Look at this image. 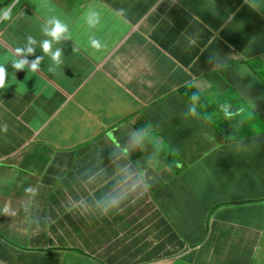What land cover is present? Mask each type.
Here are the masks:
<instances>
[{
	"label": "crops",
	"instance_id": "obj_1",
	"mask_svg": "<svg viewBox=\"0 0 264 264\" xmlns=\"http://www.w3.org/2000/svg\"><path fill=\"white\" fill-rule=\"evenodd\" d=\"M37 1L0 0V264H264V0Z\"/></svg>",
	"mask_w": 264,
	"mask_h": 264
},
{
	"label": "clouds",
	"instance_id": "obj_2",
	"mask_svg": "<svg viewBox=\"0 0 264 264\" xmlns=\"http://www.w3.org/2000/svg\"><path fill=\"white\" fill-rule=\"evenodd\" d=\"M84 20L89 27H95V25L99 23V14L95 10H88L84 13ZM40 30L41 33L47 37V39H43L39 42L41 53L49 55L51 61L58 65L61 62V52L59 48L53 49L52 44L61 39H67V24L56 16H50L44 20ZM36 43L37 41L32 36H27L23 47H15L13 49L14 56L11 63L13 69L17 71L24 70L27 66L29 71H34L39 68L41 56H37L31 61L27 59V56L35 51L34 45ZM88 44L93 49H100L103 47L101 41L96 38L95 35L88 36ZM5 75V68L3 65H0V88L5 85ZM190 99L193 102L196 101V94H192ZM189 110L194 111L191 107ZM118 203L119 201L116 198H108L100 209L101 214L107 215L118 206Z\"/></svg>",
	"mask_w": 264,
	"mask_h": 264
},
{
	"label": "rangeland",
	"instance_id": "obj_3",
	"mask_svg": "<svg viewBox=\"0 0 264 264\" xmlns=\"http://www.w3.org/2000/svg\"><path fill=\"white\" fill-rule=\"evenodd\" d=\"M36 2H37V4H38V1H37V0H36ZM242 184H243V185L246 184L245 181H243Z\"/></svg>",
	"mask_w": 264,
	"mask_h": 264
}]
</instances>
